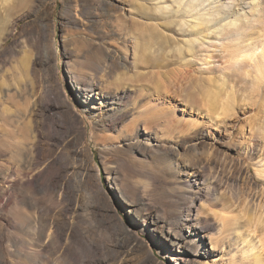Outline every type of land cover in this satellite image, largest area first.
Here are the masks:
<instances>
[{"label": "rangeland", "instance_id": "1", "mask_svg": "<svg viewBox=\"0 0 264 264\" xmlns=\"http://www.w3.org/2000/svg\"><path fill=\"white\" fill-rule=\"evenodd\" d=\"M246 1L251 0H199V3L205 10L213 7V11L229 5L226 12L232 13L240 2ZM260 3L264 8V0ZM165 4L173 5L170 1ZM163 10L140 9L135 0H0V264H33L35 259L37 261L40 255L32 258L28 254L32 237L35 246L49 255L52 264H77L83 255L79 250L80 229L90 228L96 219L112 213L122 222L124 231L140 232V237L152 246L157 261L170 264L157 252V235L139 231L123 207L121 196L108 187L105 172L117 167L116 161L120 158L125 161L122 168L129 181L149 183L150 201L156 210L162 209V214L164 210L190 202L192 195H186L184 190L187 180L192 182V175L184 166L209 179V184L203 187L204 207L199 210L200 215L208 216V224L215 223L212 215L222 208L234 217L240 215L236 220L239 225L246 220L251 223L257 213L264 211V187L252 168L255 160L264 157V133L256 132L257 127L264 125V80L258 92L247 90L246 100H243L246 95L242 90L244 83L238 80L234 114L221 122L211 111L183 104L181 99L190 89L213 86V81L222 91L225 86L216 81L226 72L223 74L225 69L219 58V41L214 38L198 46L197 56L191 57V63L185 67L183 59L190 57L185 40L190 35L181 33L187 31L188 25H178L179 11L171 16L169 26L159 23ZM124 54H127L125 66ZM177 63L181 64L182 70L176 69ZM183 71H186L184 76ZM90 75L101 77L102 84L108 89L129 90L124 102L148 110L151 115L148 132L164 143L169 156H164L162 147L116 154L94 144L89 138L90 133L100 137L115 136L121 126L131 127V116L115 126L110 116L96 120V123L88 114L89 110L82 107L76 95L79 91L74 86L78 78ZM210 77L211 81H208ZM249 80V76L243 79ZM98 85L90 91L93 100L99 91ZM95 101L98 102L96 98ZM40 103L50 106L54 116L43 117ZM66 108L77 114L78 121L73 117L76 129L70 127V137H62V146L42 137L38 155L34 154L35 124H45L53 130L52 136H58L61 123L55 121L65 115ZM54 124L56 128L51 127ZM45 127L39 128L41 134ZM11 143L22 148L25 167L31 165L34 156L37 167L46 165L51 158H56L59 166H72L75 196L80 193L74 182L76 177L88 171L95 195L96 184H101L106 193V198L102 195L93 198L101 212L85 209L77 217L78 207L75 206L77 210L72 212L74 204H68L63 192L46 187L59 167L57 165L47 168L37 178L42 185L35 198H30L18 182H8L5 178L8 168L22 165L20 155L11 153L12 147L5 150ZM90 150H93L92 155ZM91 166L100 170L99 183ZM149 171L156 176L152 183L146 178ZM206 187H210L208 194H205ZM179 193H185L186 198L182 199ZM21 201L35 203L39 219L51 221L61 237L53 235L43 248L45 237L33 234L28 214L31 210ZM88 201L91 202L90 199L85 201V207ZM194 202L199 207L201 199L195 198ZM67 222L76 238H72L71 232L66 238ZM173 227L179 232L186 230L179 224ZM98 233L103 241L109 234L105 228ZM230 244L225 240L220 250L227 251ZM206 246L210 248L208 242ZM86 256L97 258L89 252ZM213 257L200 256L198 261L211 264ZM218 258L219 253L216 254L217 263Z\"/></svg>", "mask_w": 264, "mask_h": 264}, {"label": "bare ground", "instance_id": "2", "mask_svg": "<svg viewBox=\"0 0 264 264\" xmlns=\"http://www.w3.org/2000/svg\"><path fill=\"white\" fill-rule=\"evenodd\" d=\"M168 1L173 5L165 4ZM135 4L140 9H164L158 20L159 23L166 26H169L171 16L179 11L178 25L180 27L183 24L188 25L186 27L187 31H183L181 34L190 35L185 40L188 42L187 48L190 56L183 59L185 67L191 63V57L197 56L195 53L198 50L196 49L198 46H201L209 39L212 41L213 38L215 41H219V58L222 59L223 70L225 69L223 74L225 72L226 74L222 79H217L218 81L216 82H220L225 88L221 91L220 85H217L212 78L213 86L209 85L190 89L186 96L181 99L183 104L189 105L194 109L203 108L211 111L221 122L222 119L234 114V92L236 91L238 80L244 83L242 90H244L246 95L243 97V100L248 99L249 94H247V90L251 93L254 91L258 92L257 90L261 88V83L264 80V8L260 0L240 2L239 7L235 8V11L232 13L226 12L227 7H230L229 5L220 6L214 9V11L213 7L205 10L206 8H202L203 5L199 3V0H187L185 2L183 0H135ZM258 50L259 53H257ZM256 58L257 60L255 61ZM250 61H254V63L252 62V64ZM123 62L125 66L127 54H124ZM176 67L178 70L183 69L181 64L178 63ZM185 72H181L183 76L186 74ZM245 76H249L251 80L243 81ZM208 81H211V77L208 78ZM95 85H98L99 90L95 97L98 102L90 96V91ZM74 86L79 91L76 95L79 97V101L83 105L82 107L89 110L88 114L95 121L105 116H110L113 122L112 125L115 126L116 123L131 116V123H129L131 127L126 128L127 125L121 126L116 130L115 136L111 134L100 137L96 133H90L89 138L94 140V144L99 145L101 150L117 154L126 151L130 153L134 151L145 152L162 147L164 156L170 155V152L164 149V143L157 136H152L148 132L149 126L147 124H150L151 119L148 110L136 107L133 104L129 106L124 102L125 95L127 93L130 94L127 88L120 90L108 89L102 84L101 77L97 75L81 76L77 79ZM39 106L43 117L51 118V116H54L50 106H47L45 103H40ZM64 114V116L55 121L61 123V130L58 136H52L51 131L53 130L45 127V124H35L34 149L36 151H34V154L38 155V144L42 137L51 139L57 146H62L64 138L67 137L69 139V129L70 127L76 129L74 123L78 119L76 112L68 108L64 110ZM56 126L54 124L51 127L56 128ZM40 127H45V132H42V134L39 131ZM256 132L257 134L264 133V125L257 127ZM63 136L64 138H62ZM151 140L154 142L152 143ZM11 147L12 154L16 153L20 155L19 160L22 162V165L18 164L14 168H8L5 178L10 183L18 182L30 198H35V194L40 189L38 187L42 185L37 182V178L47 168L55 165L59 166L57 159L51 158L49 162H46V165L37 167L34 166V161L37 158L34 156L30 163L31 165L25 167V157L20 145L11 143L10 147L8 146L5 150H10ZM92 152L93 150L89 151L91 155ZM263 159L264 157L261 158V160ZM261 160L260 158L255 160L252 168L255 176L262 180L264 187V162H261ZM116 164L117 167L109 168L105 172L108 187L112 190L115 189L116 193L121 196L124 203L123 207L130 213V218L132 216V220L136 222L139 231L150 232L154 237L157 235L155 237L157 252L163 258H166L170 264H204V261H198L199 257L209 255L214 256L211 264H264L263 210L257 213L256 217H253L254 219L251 218V223L243 220V222L245 221L244 224L241 223L239 225L236 220L241 216L237 215L234 217L222 208L219 210L220 212H215L212 215L214 221L216 219L215 223L208 224V216L200 215L199 210L204 207L202 204L204 201L202 199L205 196L203 194V187L209 184V179L206 175L197 172L193 168L184 166L185 171L189 170L192 175V182H188L187 180L184 190L186 195H192L190 202H188V205L173 207L169 211L164 210L162 214V209L156 210L152 205V201H150L148 188H151V186L149 183L147 181H129L126 178L127 174L125 176L122 168L125 161L120 158L116 161ZM92 169L96 176V182L100 181V170L93 167ZM73 172L74 168L72 166L66 164L60 165L57 167L56 172L52 174L50 184H46V187H51L54 192H63L68 204H74L71 208L72 212L77 210L75 206L78 207L77 217L81 216V211H85V209H89L93 213L101 212L98 208V203H95L93 200L98 195L106 198L105 190L101 184H96L97 195H95V192L92 190L89 172L86 171L85 174H79L74 182L77 183L76 187L80 193L75 196L72 189ZM146 178L152 183L156 176L152 171H149ZM8 187L11 188V185L8 184ZM209 189L210 187L205 188V194H208ZM185 193H179V196L185 199ZM195 198L201 199L199 207L194 202ZM88 199L91 202L88 201V205L85 207L84 203ZM21 203L31 211L35 209L34 212H28L30 222L32 223L31 229L33 230V234H41L42 237H45V241H42L43 248L47 246V241L53 235L61 237L57 228L55 226L53 228L51 221L47 222L39 219L35 203L27 204L25 201H21ZM169 213L170 215L168 216ZM106 216L107 214L99 217L98 220L96 219L90 228L80 229L79 239L81 243L79 250L83 255L77 260V264H109L111 262L114 264H165V262L157 261L153 257L152 246L148 245L140 237V232H134L130 229L124 231L122 222L115 218V214L112 213ZM66 224L68 227L66 238L70 237V232L72 233V238H76L69 222ZM177 224L186 230L182 232L177 231L173 227V225ZM112 225L116 227H112ZM102 228H105L109 233L107 239L104 241L98 233ZM225 240L230 241L231 244L227 251L222 252L220 248L223 247ZM29 241L28 254L30 257L33 258L34 256V258H37L40 255V258L37 261L35 259L33 264H52L49 255L44 250L41 252L40 248L35 246L34 237ZM207 242L210 244V248L208 249L206 246ZM86 252L96 254L97 258L88 259ZM217 253H219L218 263L215 262Z\"/></svg>", "mask_w": 264, "mask_h": 264}]
</instances>
